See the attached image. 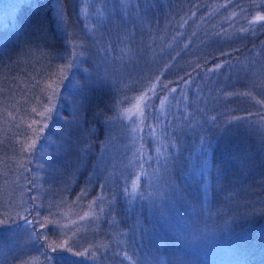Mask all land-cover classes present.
Instances as JSON below:
<instances>
[{
  "label": "trees",
  "instance_id": "obj_1",
  "mask_svg": "<svg viewBox=\"0 0 264 264\" xmlns=\"http://www.w3.org/2000/svg\"><path fill=\"white\" fill-rule=\"evenodd\" d=\"M246 1H196L209 21L232 2L245 20L189 24L161 70L125 90V108L150 98L137 122L120 117L116 83L90 79L92 59L77 55L90 30L80 3L12 1L5 15L27 24L6 38L0 24V99L14 100L0 103V188L24 200L0 223V247L24 226L31 250L18 264H264V20L248 22L264 4ZM64 129L63 196L97 205L56 231L38 196Z\"/></svg>",
  "mask_w": 264,
  "mask_h": 264
},
{
  "label": "rangeland",
  "instance_id": "obj_2",
  "mask_svg": "<svg viewBox=\"0 0 264 264\" xmlns=\"http://www.w3.org/2000/svg\"><path fill=\"white\" fill-rule=\"evenodd\" d=\"M5 1L0 0V24L10 25L2 32L1 37L3 38L13 35L19 24H27L24 12L17 16L13 14L12 18L10 13L5 15L4 11L14 6L13 0H8L4 4ZM76 1L81 4L83 17L90 25L87 38L77 45V55L92 59L94 67L90 72V79L100 78L103 81L108 79L109 82L116 83L119 87V104L121 108L124 107L120 117L124 121L137 122L141 115L143 102L139 98L125 108V90H128L129 83L137 79L139 84L143 83L147 74L155 70L160 71L173 53V43L181 37L189 24H241L245 20L242 18L245 11L239 14L237 10L232 9L235 7L233 2L215 6L218 18L209 21L207 15L200 17L195 12L197 0ZM245 4L250 5V0H247ZM251 4L253 8H257L264 4V0H252ZM225 5H228L226 14L222 8ZM254 11L248 19L249 23L261 21L256 17L264 16L256 9ZM8 15L10 19L6 20ZM190 38L191 36L188 39ZM262 67L264 68V63ZM236 70L244 73L240 68ZM8 101L14 100L9 95L0 99L1 104L8 103ZM138 102L139 109H137ZM73 122H75L72 125L74 130L71 129L73 135L77 134L81 138L82 129L79 127V122L76 119ZM67 133L68 131L64 129L61 140L58 142L59 149H57L56 156L45 160V184L41 186L38 196V200L46 209L43 215L44 220L56 222V231L65 229L64 225L77 227L83 223L82 215L86 212L92 213L97 205L95 201L89 205H79L76 201L73 204L68 203L63 196V193L71 188L73 182L72 178L68 179L66 176L69 171V160L66 157L67 140L64 137ZM103 148H105L104 145L101 149ZM73 149H77V146ZM101 158L103 165L112 164L111 159L105 160L103 156ZM109 168L112 169V166L110 165ZM213 192H217L215 187H213ZM23 200L24 191L21 188H15V186L9 188L7 184L0 188V223L6 219L16 218L22 212ZM23 227L14 229L6 246L0 247V264L21 263L22 259L18 262V257L22 256L25 259L30 252L31 246L28 244L26 230ZM192 229L191 226L188 227V230ZM62 233L56 232L57 235Z\"/></svg>",
  "mask_w": 264,
  "mask_h": 264
},
{
  "label": "snow or ice",
  "instance_id": "obj_3",
  "mask_svg": "<svg viewBox=\"0 0 264 264\" xmlns=\"http://www.w3.org/2000/svg\"><path fill=\"white\" fill-rule=\"evenodd\" d=\"M256 19L257 20H264V16H258V17H256ZM173 91H175V90L173 89ZM140 99L144 100V101H148L150 98L147 95H145V96H142ZM137 109H139V102L137 103ZM47 111H51V109H48ZM141 115H143L142 110H141ZM41 131H42V129H41ZM133 188L135 189V184H133Z\"/></svg>",
  "mask_w": 264,
  "mask_h": 264
}]
</instances>
